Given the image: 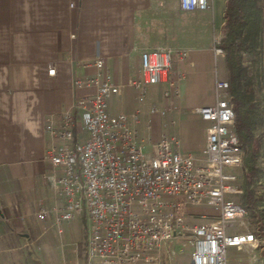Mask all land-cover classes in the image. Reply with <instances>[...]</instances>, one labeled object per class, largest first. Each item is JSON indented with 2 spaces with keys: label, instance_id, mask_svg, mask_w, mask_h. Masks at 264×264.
Listing matches in <instances>:
<instances>
[{
  "label": "crops",
  "instance_id": "1",
  "mask_svg": "<svg viewBox=\"0 0 264 264\" xmlns=\"http://www.w3.org/2000/svg\"><path fill=\"white\" fill-rule=\"evenodd\" d=\"M224 4L213 0L212 15V10L181 11L178 0H0V264H78L77 244L65 242L69 223L60 225L59 234L53 212L44 221L36 215L40 205L51 209L56 204L42 182L49 170L44 120L56 121L89 92L75 85L95 74L86 62L103 58L110 80L122 87L108 111L137 112L134 127L143 141L141 134L149 131L156 140L162 134L177 139L183 153L203 148L208 123L193 110L211 103L215 81L224 80L223 56L214 57L212 51ZM158 47L187 52L185 59L173 58L168 76L178 93L163 82L149 85L138 101L127 82L140 75L141 53ZM152 107L172 109L160 116L150 113ZM216 214L188 210L184 218L199 224ZM257 255L249 264L264 259L260 248Z\"/></svg>",
  "mask_w": 264,
  "mask_h": 264
},
{
  "label": "built area",
  "instance_id": "2",
  "mask_svg": "<svg viewBox=\"0 0 264 264\" xmlns=\"http://www.w3.org/2000/svg\"><path fill=\"white\" fill-rule=\"evenodd\" d=\"M178 6L186 12L211 11L213 0H178ZM218 42L214 35V57L223 56ZM187 56L186 51L166 47L143 51L140 75L127 86L137 91L138 101L144 100L149 85L163 82L176 95L177 87L168 80L173 58ZM85 64L92 65L95 74L77 79L75 85L89 92L65 107L56 121L44 120L49 170L42 182L52 190L56 204L51 209L40 205L37 219L44 221L53 212L61 234L62 223L85 217L86 255L96 264H158L162 245L182 236L192 241L189 264H227L228 247L262 250L264 242L242 223L246 210L238 199L229 198L242 191L234 172L241 165L242 150L231 127L234 112L227 82L217 79L214 102L193 110L208 123L203 148L183 153L177 139L165 134L150 146L144 142L134 127L137 112L111 114L108 103L122 87L110 80L103 58ZM48 73L54 74V69ZM171 109L152 107L150 113L164 116ZM258 189L264 195V175ZM186 207H211L217 214L209 222L187 223ZM260 210L264 216V205ZM235 221L242 223V231H236ZM251 264H264V259Z\"/></svg>",
  "mask_w": 264,
  "mask_h": 264
},
{
  "label": "trees",
  "instance_id": "3",
  "mask_svg": "<svg viewBox=\"0 0 264 264\" xmlns=\"http://www.w3.org/2000/svg\"><path fill=\"white\" fill-rule=\"evenodd\" d=\"M263 17L264 0H225L217 46L224 54L228 102L234 112L231 127L242 150V191L238 202L246 210L249 230L264 242V216L260 210L264 195L258 189L264 168L257 164L262 142L256 134L263 118L257 95L261 78V41L258 36L264 27Z\"/></svg>",
  "mask_w": 264,
  "mask_h": 264
},
{
  "label": "rangeland",
  "instance_id": "4",
  "mask_svg": "<svg viewBox=\"0 0 264 264\" xmlns=\"http://www.w3.org/2000/svg\"><path fill=\"white\" fill-rule=\"evenodd\" d=\"M213 15V10H212ZM213 18V17H212ZM264 20V17H263ZM264 24V23H263ZM261 41V65H260V74L261 78L258 80V87L259 91L257 92L258 99L260 101V109H262V123L260 126H258V129L256 131V134L260 137L262 142V149L260 152V157L258 159V166L264 168V27L263 30L260 32ZM224 58V54H223ZM259 67V66H258ZM216 69L221 70V64L220 62H217ZM221 79L225 80V73L221 76ZM214 102V100L211 103H208L207 105H210ZM201 106V105H200ZM261 111V110H260ZM149 130V129H148ZM167 134H170L167 132ZM141 136L144 138V142L149 143V146L156 141V137L154 136V133L151 132L149 134V131H147V134H141ZM148 148V147H147ZM239 178L242 177V168L239 167L234 170ZM229 198L238 199V196H231ZM194 211L198 213L207 212V210H214L211 207H186L187 211ZM208 214V213H206ZM189 223V221L187 222ZM242 223H246V219L244 218ZM242 223L239 221H235L236 231H242L243 229H239L238 226H240ZM246 225V224H245ZM63 227V225H62ZM68 232L66 235L68 239H66L65 242L74 244L78 246V260L79 264H92L89 262L87 255H86V241L88 236V227H87V221L85 217L79 216L78 218L72 220L67 225ZM247 229H249V226H246ZM192 249V241L188 236H182L177 237L176 239H173L171 241H168L165 243V245L162 246L160 253H159V263L158 264H189V257L190 252ZM39 252V250H37ZM254 253V254H252ZM259 253V248H255L254 252H250L247 248H240L236 249L235 247H228L227 248V260L228 264H249L250 259L254 258ZM258 256V255H257ZM96 264V263H93Z\"/></svg>",
  "mask_w": 264,
  "mask_h": 264
}]
</instances>
